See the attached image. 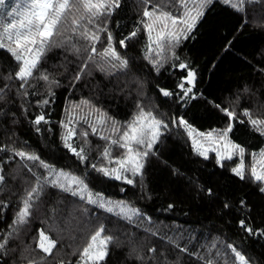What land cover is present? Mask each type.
Listing matches in <instances>:
<instances>
[{"label":"trees","instance_id":"1","mask_svg":"<svg viewBox=\"0 0 264 264\" xmlns=\"http://www.w3.org/2000/svg\"><path fill=\"white\" fill-rule=\"evenodd\" d=\"M18 2L4 0L0 5V33ZM233 2L239 5V0ZM69 3L27 83L17 79L14 58L0 49V242L7 240L0 249V264H81L83 249L101 225L103 235L113 239L99 264H233L228 245L248 264H264V183L251 177L253 154L264 151V124L253 126L243 115L247 110L251 119L264 121V2L246 0L238 12L222 0L202 9L200 0H119L111 15L99 16L92 24L82 0ZM146 8L185 20L198 11L203 15L188 31L186 24L173 25L167 17H144ZM85 27L88 35L99 36L96 54L90 50L93 41L83 34ZM162 29L167 42L157 44ZM109 45L127 67L100 55ZM156 60L160 63L154 66ZM189 72L195 74L192 85L187 83ZM181 82L192 88L183 98L177 87ZM162 89L172 95L164 96ZM141 109L169 126L143 160L142 175L126 173L134 180L129 185L92 165L118 168L116 161L127 150L111 140H119ZM221 109L234 111L238 118L228 136L246 151L244 179L232 171V161H222L221 167L215 155H198L185 127L172 123L173 117H182L203 132L220 131L227 127ZM41 114L47 123L34 124ZM69 129L75 136L67 142L83 148V162L65 146ZM17 151L83 179L94 197L102 193L123 201L138 214L131 219L114 215L45 184L33 198L27 221L18 223L23 200L37 178L43 182L53 176L39 161L22 159ZM241 220L254 234L240 227ZM40 230L56 241L51 255L38 247ZM152 248L156 251L150 252Z\"/></svg>","mask_w":264,"mask_h":264},{"label":"snow or ice","instance_id":"2","mask_svg":"<svg viewBox=\"0 0 264 264\" xmlns=\"http://www.w3.org/2000/svg\"><path fill=\"white\" fill-rule=\"evenodd\" d=\"M181 4H186V0H180ZM213 2V0H200L201 9L209 5ZM225 4H231L236 11H243V5L246 0H239V5L233 0H222ZM247 2H252V0H247ZM264 2V0H261ZM84 8L90 13V18L88 19V23H94L95 19L99 16H109L112 13V9L119 7V0H82ZM145 3H149V0H145ZM4 4V0H0V5ZM70 3L69 0H20L12 11L8 15H12L15 13V16L19 17V19H12L10 23H7L3 27V32L0 33V49H6L7 52L14 58L17 62L18 71L16 72V77L23 83H27L28 78L33 75V70L36 68L39 63V57L45 50V46L51 42V38L57 34V26L61 23L62 17L65 16V12L69 9ZM157 20L160 18L167 17L171 20L173 25L177 23L186 24L188 31L195 26L196 20L198 16L203 15L202 11H198L195 16H190L188 20H185L183 17H174L170 16L168 13H161L157 8H153L149 11L147 8L143 12L144 17H153ZM190 20V23H189ZM73 23L77 26L79 25L78 21L73 20ZM145 27L151 31V25L146 24ZM164 29L168 28V24L163 25ZM103 31H107L106 29H100ZM75 31V28L73 29ZM88 35V29L85 27L84 33ZM135 35V32L132 33ZM169 36L172 37L173 40L178 42V36L175 33H168ZM5 37L7 40V44L5 43ZM88 38L93 41V46L91 47V53L96 54V48L94 46L95 42L99 40V36L93 32L88 35ZM108 41L112 40L111 33H108L107 36ZM162 41L167 42L165 40V36L163 34V29L161 30V35L157 37V44H160ZM121 47L125 46V42L123 40L120 41ZM19 50V51H18ZM31 54V55H30ZM102 56H111L112 59L120 62V67H127V61L123 60L119 54L116 52L114 48L109 45V48L104 52L100 53ZM92 57L90 56L89 59ZM160 61H154V66L159 64ZM115 66V65H113ZM87 67V65H84ZM179 67L181 69L186 68V65L180 64ZM195 74L192 72L188 73L187 83L192 85L194 83ZM79 79V76L76 77ZM43 79L47 80V76L43 77ZM23 83L21 87H23ZM177 87L182 91L183 98L187 96L188 93L192 92L191 87H185L184 83L181 82L177 85ZM164 96L172 95L171 92L166 90H161ZM44 104H48V100L43 101ZM219 107V106H217ZM224 115L227 118V127L223 130L217 131L213 130L216 133L217 139H214L213 132L205 133H195V130L192 129L190 125H188L187 121L181 118H172L173 125L176 126H184L187 134L190 138H192V146L194 151L197 152L198 155L203 156L207 159V148H202V144L200 141L195 139V135H199L201 137H205L213 144H218L219 141H226L224 144V148L227 149V153L225 154L222 151L217 150L216 156L218 157L217 162L223 167V163H221L224 159L231 160L232 159V151L238 149L239 155L243 157L244 148L230 141L228 134L232 132L234 124L233 121H237L238 118L234 111H229L228 109H221ZM243 115L249 117L250 123L253 126L264 124V121L251 119L250 113L245 110ZM47 123L45 120V116L43 114L37 116L33 121L34 124L39 125L41 122ZM145 121H148L146 124ZM243 123L244 121H238ZM168 124L163 120L157 119L152 113L144 112L141 109L138 116L127 126V130L120 136L119 140H111V144H118L119 147L125 148L126 154L123 159L117 160L118 168H114L111 171L105 167L97 168L96 165H92L94 169L101 172L104 176L110 177L116 180H123L126 184L132 185L134 184V180L129 178L126 175L127 172H131L133 176L137 174L142 175L143 168V160L150 154L153 145L159 139L161 134V128L167 129ZM93 134H95V129L93 128ZM264 134V132H262ZM87 136V133H84ZM75 136V132L69 129V136L65 138V146L76 155L82 162L86 160V156L83 155V148L79 150L73 148L70 143H68V139ZM102 139H107L106 137H101ZM136 145L137 147L134 149L132 145ZM17 156L23 158H27L32 161H39L41 166L45 167L49 170L50 175L53 176V179L41 182L39 178H37L36 186L33 187L28 193L27 196L23 200L22 208L20 209L17 222L25 223L27 218L31 215L30 209L32 207V201L34 196H38L39 192L42 191L45 184H52L53 186H59L64 191H69L73 196H79L81 200H86L89 204H94L99 208H103L106 212L112 213L114 215H121L124 213V209L126 205L123 201L112 202L111 200H107L104 198L102 193H95V197L91 189H89L88 184L79 177H69L63 170L57 171L54 166L48 165L44 161H41L38 156L35 155H27L22 151H17L15 153ZM154 154V153H153ZM255 156V154H253ZM261 156H264V151L261 152ZM104 156H109L108 149H105ZM123 169V171H121ZM232 171L235 175L239 176L240 179H244V163L241 159L238 166L234 167ZM251 177L256 182L264 183V170L257 171L256 167L253 166L251 168ZM65 179L68 181V186L64 184H59L61 179ZM4 177L0 175V182H2ZM75 183L77 187L73 189L71 184ZM264 192V187L260 189ZM227 206V205H225ZM115 209H119V211H115ZM128 212L132 215L138 214V210L128 208ZM126 218L131 219V216H127ZM240 227L243 228L249 234H254L253 229L251 227L246 226L245 221L241 220ZM105 233V229L103 225H101L97 231L90 237V242L83 249L81 253V264H88V261H93L95 264H99L100 261H103L107 256V246L108 243L113 239L110 235H103ZM40 242L38 247L47 255L52 254V249L56 247V241L50 239L48 235L45 234L43 230L39 231ZM5 244H7V240L4 239L3 242H0V249H3ZM234 254V262L238 260L240 264H248L245 256L241 254L235 247L232 245H228ZM150 252H155L156 249H149ZM181 251H187V249H181ZM86 258V259H85ZM207 264H213L212 260L207 261Z\"/></svg>","mask_w":264,"mask_h":264},{"label":"rangeland","instance_id":"3","mask_svg":"<svg viewBox=\"0 0 264 264\" xmlns=\"http://www.w3.org/2000/svg\"><path fill=\"white\" fill-rule=\"evenodd\" d=\"M19 2H20V0H19ZM12 19H19V17L15 16V13H12V15L9 17L7 23H10ZM5 38H6V37H5ZM150 39H151V42H154V37H153V35L150 37ZM45 47H46V46H45ZM30 55H31V54H30ZM39 58H40V57H39ZM145 123L147 124L148 121H145ZM191 127H192V129L195 130V133H196V134H198V133H205V134H207V133H209V132H212V131H209V132H203V131H201V130H198L196 127H193V126H191ZM160 131H161V134H160V136H159V139H160L161 135L164 133V129L161 128ZM213 137H214V139H217V140H218V137L214 135V132H213ZM159 139H158L157 142L153 145L152 150L154 149V147H155L156 144L158 143ZM195 139H197L198 141L201 142V144H202V148H201V150H203L204 148H207V149H208V151H207V158H209L211 155H215V157L218 159V157L216 156V151H217V150L222 151V152H224L225 154H226L227 151H228L227 149L224 148V144L226 143V141H219L218 144H213L211 141H209V140L206 139L205 137H201V136H199V135H195ZM229 139H230V138H229ZM191 140H192V138H191ZM230 141L233 142V143H235V142H234L233 140H231V139H230ZM235 144H236V143H235ZM237 145H238V144H237ZM132 146H133V147H134V146L137 147V146L134 145V144H133ZM239 146H240V145H239ZM240 147H241V146H240ZM242 148H243V147H242ZM244 150H245V149H244ZM202 157H203V156H202ZM241 159L243 160V163H244V173H245V171H246V151H244V155H243V157H241V156L239 155V151H238V149L233 150V151H232V159H231V160L224 159L223 161H232V162H233V168H234V167H237V166H238V164H239V162H240ZM252 166H255L258 172L261 171V170H264V156H261L260 154H259V155H258V154H255V158H254V162H253V165H252ZM69 177H72V176L69 175ZM60 181H61L62 183H64V184L68 185V181H67V180H65V179L62 178ZM73 185L77 186L75 183H72V184H71V186H73ZM105 199H106V198H105ZM107 200H110V199H107ZM111 201H112V200H111ZM112 202H114V201H112ZM128 208H130V207L126 205V207H125V209H124V213L121 214V215L126 216V217H127V216H131V217H133L134 215H132L130 212H128ZM131 209H132V208H131ZM115 211H119V209H115Z\"/></svg>","mask_w":264,"mask_h":264}]
</instances>
